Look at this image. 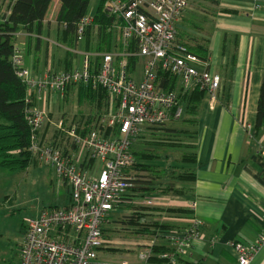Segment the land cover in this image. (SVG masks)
Returning a JSON list of instances; mask_svg holds the SVG:
<instances>
[{
  "label": "built area",
  "instance_id": "2783aa9c",
  "mask_svg": "<svg viewBox=\"0 0 264 264\" xmlns=\"http://www.w3.org/2000/svg\"><path fill=\"white\" fill-rule=\"evenodd\" d=\"M16 1H4L0 20L9 16ZM193 1L202 0H104L103 10L115 17L113 28L120 33L124 52L99 54L74 48L71 51L82 56L80 66L60 73L48 71L41 76L34 75L22 46L14 45L12 62L18 77L27 86L29 151L34 159L53 168L69 186L71 200L69 206L44 210L26 220L18 264H150L154 240L138 251V262L102 261L99 251L104 246V228L112 212L126 202L128 191L134 187L131 171L136 164L134 144L146 132L183 119L185 109L181 98L195 89L203 90L212 104L218 100L221 77L211 73L206 59L178 40V23ZM50 9L52 12L54 6ZM93 20L92 12L82 20L77 44L85 40ZM132 43L136 49L129 53L126 50ZM129 56L145 62L140 81L128 70L126 58ZM97 58H100L99 65ZM160 71L177 78L179 88L172 91L160 88L157 85ZM81 85L103 89L110 97V113L102 119V127L85 135L79 134L77 127L66 132L79 150L102 163L98 176L84 171L74 154L66 153L52 140L43 139L50 113L46 106L39 108L34 104L35 98L47 100L51 95L65 94L68 88ZM63 126L62 121L58 128L64 131ZM114 128L118 133L106 137L107 130ZM248 130L253 137V126L249 125ZM257 154L264 159V145H259ZM157 200L147 197L142 202L150 206ZM202 225L201 220L194 218L185 231L168 232L166 238L171 250L161 255L164 264H179L180 258L190 254L192 242L203 237ZM263 244L264 227L255 244L246 247L236 241L231 246L237 253L238 264H250Z\"/></svg>",
  "mask_w": 264,
  "mask_h": 264
},
{
  "label": "crops",
  "instance_id": "0c3cea01",
  "mask_svg": "<svg viewBox=\"0 0 264 264\" xmlns=\"http://www.w3.org/2000/svg\"><path fill=\"white\" fill-rule=\"evenodd\" d=\"M98 3L99 0L92 5V14ZM52 5L54 9L52 12L50 9L45 19L42 35L17 33L23 35L21 46L26 62L36 76L79 67L82 56L71 50L86 51L85 40L74 47L61 42L57 22L61 2L54 0ZM55 26L54 40L51 36ZM177 31L179 42L193 51L206 49L210 71L221 77L222 86L214 104L205 95L197 116L184 114L183 121L190 127L183 129L182 135L195 160L182 162L181 158L180 165L174 167L178 170L173 169L170 177L182 173L192 175L183 181L173 178L168 183L157 177L153 191L142 186L141 198L154 197L161 202L146 206L142 199L140 216L145 217L147 224H170L171 231H185L194 218L203 222V237L192 242L190 254L180 258L179 264H238L231 243L238 241L249 247L255 244L264 227V159L257 154L259 145H264V128L257 135L255 129L264 75V0L193 1L181 17ZM133 76L140 81L143 73L136 72ZM68 95L74 96L78 104L79 87H70ZM57 96L51 95L43 101L35 98L34 104L39 108L46 106L51 115L55 110L51 102ZM249 125L253 126V137ZM173 126L179 127L175 122ZM78 127L84 129V126ZM69 151L90 176L100 174L95 169L98 160L92 159L88 152L77 147ZM67 187L66 206H69L70 188ZM170 188L171 191L162 192ZM132 203L129 199L120 207L128 209ZM143 228L140 226L141 236L170 246L167 238L161 240L159 231L157 237H151L143 233ZM154 228L151 226L150 231H155ZM250 264H264V244L256 250Z\"/></svg>",
  "mask_w": 264,
  "mask_h": 264
},
{
  "label": "trees",
  "instance_id": "16d2710c",
  "mask_svg": "<svg viewBox=\"0 0 264 264\" xmlns=\"http://www.w3.org/2000/svg\"><path fill=\"white\" fill-rule=\"evenodd\" d=\"M4 1L5 0H0V9L3 7ZM53 1L54 0H17L11 7V13L9 16L5 17L4 20H0V168L6 169L10 172L26 171L35 160L29 151L31 129L26 116V111L28 109V105L26 103L27 86L18 77L12 62L15 45L14 38L17 33L22 31L29 34H35L37 36L42 35L44 22L48 16ZM60 2L61 9L57 18L58 28L61 30L60 39L63 44L74 47L76 45L79 25L86 15L91 12L92 0H60ZM103 3L104 0H99L97 8L93 13V24L88 28L85 36V50L99 54L105 52L113 53L115 51L123 53L124 46L122 45L120 39L118 42V39L114 34L113 27L116 21L115 17L108 16L104 12ZM135 49L136 45L135 43H132L130 48L126 51L132 53ZM189 49L202 59L207 60V52L204 47L194 51L191 48ZM126 60L129 72L134 73V69L140 59L138 57L129 56ZM99 63L100 58H97L96 64L99 65ZM157 85L160 88L172 91L179 88V81L177 78L171 77L168 73L160 71ZM205 95L206 93L203 90L197 88L191 93L183 96L181 101L185 109V114L193 117L197 116L199 106L204 100ZM109 99V95L103 89L94 90L91 87L84 85L79 87V106L87 104L92 109H97L96 113H91L87 119V122L84 124V129L77 127L79 134L85 135L92 130L89 129L88 126H91L93 122H95V118L100 114L98 110H100L101 106L108 105ZM263 128L264 75L257 106L255 123L256 135ZM102 130L104 129L102 128ZM111 133L116 135L118 133L117 128L108 129L106 137L110 136ZM133 154L138 159L135 164L136 167L140 169V171H146L152 175V179L140 178V190H142L144 186L149 191L155 190L154 188L156 184L153 182L154 179L166 176L163 166L160 167V165L158 166L153 164L158 161V156L146 151H140L139 154L134 150ZM194 160L195 157L190 154H184L182 157V162H190ZM142 161H145L146 165H142ZM147 161L152 164H148ZM190 175L192 174L182 173L178 175V177L177 175L173 176V178H178L183 181L188 179ZM136 184H138V182L134 180V187L131 190H135ZM168 191H171V188L170 190L167 189L162 192ZM110 219L111 216L108 222H110ZM126 224L145 227L143 228V233L148 234L151 237H157L156 235L159 234L157 231H159L161 233L160 235L163 237L161 238L162 241H165L166 238L164 234L171 231L173 228L172 225L166 223L147 224V222H145V217L140 216V214L130 216L129 221ZM106 225L104 231L106 229ZM151 226L155 227V231H150ZM170 250L171 247L167 246L163 242L156 243L153 247L154 257L150 260V264H164V260L161 258V255Z\"/></svg>",
  "mask_w": 264,
  "mask_h": 264
},
{
  "label": "rangeland",
  "instance_id": "374dc122",
  "mask_svg": "<svg viewBox=\"0 0 264 264\" xmlns=\"http://www.w3.org/2000/svg\"><path fill=\"white\" fill-rule=\"evenodd\" d=\"M97 1L92 0V5H95ZM56 29V26L52 29L51 38L54 40L57 35ZM113 29L119 42L120 33L117 29ZM15 43L22 45L23 35L18 36ZM113 53H118V51ZM144 65V60L140 59L134 73L140 71L143 73ZM133 78L137 80L136 77L133 76ZM57 95L58 99L51 102L55 110L50 115V122L44 128L42 137L47 141L55 139L52 141L67 153L69 150H74L76 146L66 132L72 127L84 126L91 113H96L97 109H92L87 104L79 106L74 96L68 95L67 97V92ZM98 111L100 114L95 118V122L88 126L89 129L103 126L102 119L110 113L109 101L108 105L101 106ZM62 121L64 131L58 128ZM175 125L179 127H174L173 122H170L164 127L146 132L148 135L141 136L133 146V150L139 154L140 151H146L158 156V161L153 164L165 166L166 176L162 177L165 183L173 181L170 175L173 169L178 170V167L174 168L175 164L180 165L183 155L190 153V149L185 146L186 138L182 135L183 129L189 128L190 125L183 119L175 122ZM135 159L137 162V157ZM147 163L152 164L149 161ZM101 164L99 161L95 163L98 173L102 169ZM131 171L138 184L135 190L128 191L126 198L127 201L130 199L134 203L128 209L118 207L112 212L110 222L107 223L105 229V243L99 252V258L102 261L138 262L137 254L140 247L152 242L149 236L140 235V226L126 224L130 216L140 214V202L145 199L140 197V178L152 179L149 172L140 171L136 165ZM67 199V184L55 174L53 168L46 166L40 160L35 159L23 172H10L0 168V264H18V254L25 237L26 220L37 217L41 211L54 207H65ZM160 202L157 200L150 206Z\"/></svg>",
  "mask_w": 264,
  "mask_h": 264
}]
</instances>
